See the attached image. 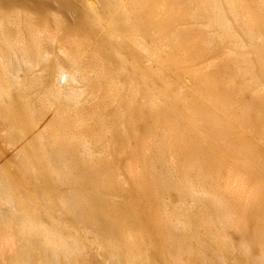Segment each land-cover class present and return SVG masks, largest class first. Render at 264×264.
I'll use <instances>...</instances> for the list:
<instances>
[{"label":"bare ground","instance_id":"obj_1","mask_svg":"<svg viewBox=\"0 0 264 264\" xmlns=\"http://www.w3.org/2000/svg\"><path fill=\"white\" fill-rule=\"evenodd\" d=\"M0 130L12 264H264V0H0Z\"/></svg>","mask_w":264,"mask_h":264},{"label":"rangeland","instance_id":"obj_2","mask_svg":"<svg viewBox=\"0 0 264 264\" xmlns=\"http://www.w3.org/2000/svg\"><path fill=\"white\" fill-rule=\"evenodd\" d=\"M103 31L104 30H102L101 32L103 33ZM100 35V34H99ZM219 51V50H218ZM217 51V52H218ZM215 52V54H213V53H210V52H208V53H210V54H208L207 55V57L205 58H203L202 60H201V63H199V66H201V67H206V71H208L209 70V72L210 73H212V72H214V70H215V68H217V64L219 63V62H221V59L223 58V55L222 54H220V52ZM218 54V55H217ZM60 55H63L62 53H60ZM218 56V57H217ZM212 57V58H211ZM146 62H147V64H149L148 63V61H145V64H146ZM214 64V65H213ZM206 65H208V66H206ZM213 66V67H212ZM209 67V68H208ZM21 73L23 72V71H20ZM23 74H24V72H23ZM23 74H21V75H23ZM61 84L62 85H66L67 83H66V76L64 77H61ZM60 84V85H61ZM243 99H246V100H248L249 99V95L247 94L246 96H244V98ZM113 107V106H112ZM109 109V108H108ZM151 129V126L150 125H148V127L146 128V129H143V132H142V134H143V136H144V134H145V136L144 137H142L141 139H142V141L144 142L146 139V136L147 137H149V135H150V129ZM146 131V132H145ZM2 132H1V130H0V134H1ZM4 133L3 134H1V137H0V153L2 152V153H5V149L7 148L6 146V144H5V141H4ZM259 143L260 144H262L263 146H264V141L262 140V139H260V141H259ZM3 145V146H2ZM2 148V149H1ZM139 148H141V146H140V144H137L136 142H132L131 143V145L129 146V150H130V152L131 151H137ZM1 155V154H0ZM117 157H116V166H117V170H118V172L120 173V176L122 177V178H127L128 179V181H129V178H130V173L127 171V167H126V164L130 161V163H132L133 162V160H134V158H129V157H127L124 153H119L118 155H116ZM2 163H4V160L1 162V164ZM139 164H136V166H135V164H134V166H133V173L134 174H138V171H140L142 168L140 167V165L138 166ZM226 179H227V177H225ZM226 179H224V181L222 182L223 183V185H222V188L224 189V194H225V196H226V200H228L232 205H234L235 207H237V205H239V204H241L240 202H238V200L237 199H235L236 197H235V195H234V192H232L228 187L230 186V184H228L227 183V180ZM131 181V180H130ZM129 183V182H128ZM221 183V184H222ZM227 188H228V190H227ZM122 198H123V196H122ZM240 200H245V196H243V198L242 199H240ZM168 201H170L169 203H171V206H177L178 204L177 203H179V201H178V199H177V197H175V196H173V197H171L170 199H168ZM168 201H165V202H167L168 203ZM162 202V201H161ZM246 201H242V204L243 203H245ZM191 204H193V202L192 201H189V206H191ZM193 206H194V204H193ZM191 207V209L192 208H195V207ZM241 223H243V222H241ZM255 230H254V232H255V236L253 237V240H252V245H253V251H251V253L249 254V256L246 258L245 256H243V254L240 252V251H233L232 250V252L229 250L228 251V253H227V261H228V263H234V259H235V257H237V256H241V258L242 259H244V264H255V259L256 258H258V256L260 255V248H261V245H259V242H257V237L259 238V235L257 234V229H258V226L256 227L255 226ZM153 230H154V227H153ZM232 231V230H231ZM233 232V231H232ZM235 235V237H236V242L238 243L239 242V240L241 239L239 236H237L236 234H234ZM258 235V236H257ZM7 239V240H6ZM256 240V241H255ZM254 241V242H253ZM4 242V243H3ZM255 245V246H254ZM19 246H20V244L18 243V242H16V240H15V238L14 239H11L10 237H4L3 239H2V241H0V264H12L11 262V258L13 257V254H15L16 252V250L19 248ZM253 252H254V254H253ZM256 253V254H255ZM90 255V254H89ZM255 255V256H254ZM255 257V258H254ZM250 259V260H249ZM253 259V260H252ZM243 261V260H242ZM249 262V263H248ZM148 264H169V263H167V262H165L164 260L162 261H160V262H151V261H149L148 262ZM173 264V263H172Z\"/></svg>","mask_w":264,"mask_h":264}]
</instances>
